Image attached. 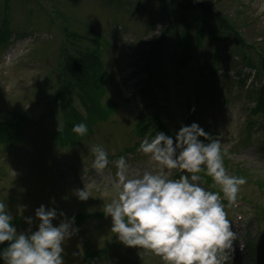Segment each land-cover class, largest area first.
Here are the masks:
<instances>
[{
  "label": "rangeland",
  "instance_id": "1",
  "mask_svg": "<svg viewBox=\"0 0 264 264\" xmlns=\"http://www.w3.org/2000/svg\"><path fill=\"white\" fill-rule=\"evenodd\" d=\"M3 1L0 30L9 15V11L4 14ZM176 1L209 6L214 16L225 21L230 36L220 39L217 25L213 29L219 38L216 54L209 53L212 35L205 36L199 48L194 45L198 16L181 13L163 0H10L11 19L7 20L13 36L0 44V123L10 126V137L16 141L0 148V201L6 204L18 231L29 227L25 217H33L31 228L35 230L38 220L34 211L41 204L57 211L54 225L75 217L78 232L64 245L65 264H82L84 256L96 255L99 259L86 261L164 264L147 249L121 244L104 212V205L117 196L112 183L119 157L124 156L133 171L158 170L136 148L144 138L136 132L137 125L154 113L172 136L181 126L195 122L220 140L228 174L246 179L236 199L245 202L225 205L227 218L230 222L237 217L246 219L240 232L247 227L248 239L264 246V131L260 136L257 132L264 128L263 117L248 126L254 119L251 110L264 77L260 74L255 79V73L241 60L246 52L259 70L264 57V0ZM183 17L192 34L193 58L183 71H176L171 54L179 51L186 33L179 20ZM238 40L245 47L237 46ZM96 46L104 71L98 100L108 118L90 122L87 133L74 145L62 146L56 142V130L63 119L55 95L64 61ZM211 65L218 76L202 82L199 73ZM239 79L243 83H237ZM189 93L196 95L197 109L187 119L184 112ZM72 103L84 117L80 98L74 95ZM248 129L252 130L250 141ZM254 131L257 134L253 135ZM247 142L252 144L246 146ZM95 146L108 153L109 164L102 172L92 165ZM128 147L132 152L121 155ZM214 187L220 192L218 185ZM83 188L90 197L82 201L76 191ZM252 258L244 255L240 264H264L251 262Z\"/></svg>",
  "mask_w": 264,
  "mask_h": 264
},
{
  "label": "clouds",
  "instance_id": "2",
  "mask_svg": "<svg viewBox=\"0 0 264 264\" xmlns=\"http://www.w3.org/2000/svg\"><path fill=\"white\" fill-rule=\"evenodd\" d=\"M72 131L85 135L88 129L81 122ZM137 151L147 155L158 170L133 171L124 156L115 161L112 187L117 196L104 205V212L111 218L110 230L117 240L127 247L149 250L164 264H228L235 233L221 195L199 182V174L205 172L229 204L236 202L246 183L243 176L228 174L220 140L193 122L181 126L174 136L159 131L151 138L145 136ZM92 152V165L102 172L109 164L108 153L101 146ZM174 169L182 170L179 178H170ZM76 195L82 201L90 197L84 188ZM57 215L54 208L41 204L34 211L35 230L31 228L33 217H25L29 227L18 231L0 201V245L7 242L0 248V262L65 264L64 245L78 228L75 217L54 225Z\"/></svg>",
  "mask_w": 264,
  "mask_h": 264
},
{
  "label": "trees",
  "instance_id": "3",
  "mask_svg": "<svg viewBox=\"0 0 264 264\" xmlns=\"http://www.w3.org/2000/svg\"><path fill=\"white\" fill-rule=\"evenodd\" d=\"M168 6L172 5L175 8L181 9V13H195L198 17L195 20V38L194 45L197 47L201 37L203 35H209L213 33L215 25H217V32L221 35L231 34L230 28L224 23L225 21L220 19L216 14L213 15V11L208 7L200 5H188L179 4L176 0H163ZM8 0L3 1L4 14L9 9ZM187 15V14H186ZM213 20V23L209 19ZM184 24L186 33L183 40L179 42V51L173 52L172 63L176 69H184L192 61L193 53L189 45L191 36L190 28L187 25V21L179 19ZM2 29L0 30V41L5 42L9 30L8 20L5 18L2 21ZM238 44H243L238 40ZM247 65H250L248 62ZM264 77V58L260 60V69L257 70ZM150 75V72H148ZM104 72L102 63L100 60V53L96 48L93 51L87 53H79L74 57H66L63 66V74L60 87L57 89L55 95V101L60 105V115L63 119V125L56 132L57 138L60 141L59 144H73L76 137L80 139L82 135H77L72 131V126L77 123H85L87 129L89 123L105 122L108 115L102 113L100 100L98 98L102 95V84H103ZM76 96L80 98V104L84 109L87 117L83 118L82 113L71 104V97ZM262 111L264 113V85H261L258 91V97L256 99L255 108L252 111ZM136 132L140 135H145L146 131L150 129L152 133L163 132L166 135H170L168 130L160 120L157 113L152 114L148 119L141 120L137 125ZM89 130V129H88ZM64 133V134H63ZM8 125L0 123V144L7 139ZM153 135V134H152ZM151 137V136H150ZM203 176L208 178L210 183H213L210 176L203 172ZM214 184V183H213ZM2 264V262H0Z\"/></svg>",
  "mask_w": 264,
  "mask_h": 264
},
{
  "label": "bare ground",
  "instance_id": "4",
  "mask_svg": "<svg viewBox=\"0 0 264 264\" xmlns=\"http://www.w3.org/2000/svg\"><path fill=\"white\" fill-rule=\"evenodd\" d=\"M243 239V237L240 238V241ZM233 242H239L238 240H233Z\"/></svg>",
  "mask_w": 264,
  "mask_h": 264
}]
</instances>
